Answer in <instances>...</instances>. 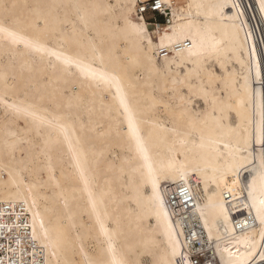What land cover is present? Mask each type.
<instances>
[{
    "label": "bare ground",
    "instance_id": "6f19581e",
    "mask_svg": "<svg viewBox=\"0 0 264 264\" xmlns=\"http://www.w3.org/2000/svg\"><path fill=\"white\" fill-rule=\"evenodd\" d=\"M137 1L0 0V201L47 264H195L181 183L202 246L262 264L264 0Z\"/></svg>",
    "mask_w": 264,
    "mask_h": 264
},
{
    "label": "built area",
    "instance_id": "2783aa9c",
    "mask_svg": "<svg viewBox=\"0 0 264 264\" xmlns=\"http://www.w3.org/2000/svg\"><path fill=\"white\" fill-rule=\"evenodd\" d=\"M159 4L157 8L155 5ZM136 15L152 22L160 18L167 23L171 10L163 0H138ZM167 205L173 216L186 230L187 238L194 248L195 264H221L217 253L202 246L197 238L201 230L193 219V195L185 184H166ZM228 203L232 196L227 192ZM0 264H47V252L33 232L31 213L23 202L0 201ZM264 264V262L262 263Z\"/></svg>",
    "mask_w": 264,
    "mask_h": 264
},
{
    "label": "rangeland",
    "instance_id": "374dc122",
    "mask_svg": "<svg viewBox=\"0 0 264 264\" xmlns=\"http://www.w3.org/2000/svg\"><path fill=\"white\" fill-rule=\"evenodd\" d=\"M174 2L176 4H181L183 2V0H175ZM164 21H165V19L163 20V18L162 19L160 18V21L159 22H164ZM261 27H262V30H263V26L262 25H261ZM119 157H120L119 152H117L116 150H114V151H112L110 153V156L108 158L110 160L117 161Z\"/></svg>",
    "mask_w": 264,
    "mask_h": 264
},
{
    "label": "snow or ice",
    "instance_id": "6c2138e0",
    "mask_svg": "<svg viewBox=\"0 0 264 264\" xmlns=\"http://www.w3.org/2000/svg\"><path fill=\"white\" fill-rule=\"evenodd\" d=\"M155 6L158 8L160 5L159 4H156ZM130 126H131V122H130Z\"/></svg>",
    "mask_w": 264,
    "mask_h": 264
}]
</instances>
